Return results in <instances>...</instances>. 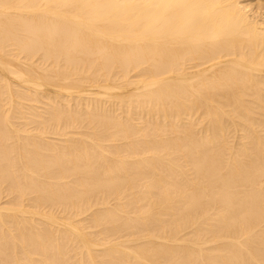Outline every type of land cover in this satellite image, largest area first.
Instances as JSON below:
<instances>
[{"label": "bare ground", "instance_id": "obj_1", "mask_svg": "<svg viewBox=\"0 0 264 264\" xmlns=\"http://www.w3.org/2000/svg\"><path fill=\"white\" fill-rule=\"evenodd\" d=\"M0 264H264V0H0Z\"/></svg>", "mask_w": 264, "mask_h": 264}]
</instances>
